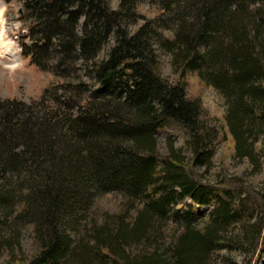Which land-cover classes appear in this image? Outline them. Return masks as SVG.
Masks as SVG:
<instances>
[{
	"label": "trees",
	"instance_id": "trees-1",
	"mask_svg": "<svg viewBox=\"0 0 264 264\" xmlns=\"http://www.w3.org/2000/svg\"><path fill=\"white\" fill-rule=\"evenodd\" d=\"M140 2L23 0V54L67 81L39 101L0 98V226L15 231L0 232V242L10 253L25 219L37 245L14 264H165L160 246L171 264H208L213 250L242 245L227 227L249 223L264 202L234 177L203 182L196 170L229 136L234 155L254 157L259 136L245 132L264 130V0H158L159 15L133 30ZM163 11L177 21L171 35ZM158 45L171 56L174 82L161 74ZM195 76L226 101L215 125L203 123L201 100L188 93ZM160 129L184 133L188 162L172 141L159 151ZM108 193L121 196V211L96 213ZM200 206L210 208L201 225ZM168 213L179 223L172 242L163 233ZM261 221L242 237L258 236Z\"/></svg>",
	"mask_w": 264,
	"mask_h": 264
},
{
	"label": "rangeland",
	"instance_id": "rangeland-1",
	"mask_svg": "<svg viewBox=\"0 0 264 264\" xmlns=\"http://www.w3.org/2000/svg\"><path fill=\"white\" fill-rule=\"evenodd\" d=\"M152 0H142L137 6L138 13L143 17L138 22L131 24V28L134 30L144 20L155 19L159 15L160 8L158 0H154L155 4H151ZM114 2V1H113ZM116 3V2H115ZM23 0H10L8 3L5 0H0V12L2 13L0 19V52L6 47L13 48L16 52V56L7 55V52L0 54V98H7L9 100H21L27 103L39 101L48 89L52 88V85L67 81L63 77H55L50 71L42 70L38 65H34L30 61V57L23 55L22 47L19 43V36L25 33V25L19 20L20 8L22 7ZM155 5L158 7L156 8ZM172 11L162 12V18L165 19L166 31L165 33L171 35V32L175 27L177 21L173 20ZM170 15V16H169ZM161 18V17H160ZM82 18L78 25V30L81 29ZM27 35V42L30 40ZM158 38V37H156ZM158 40H160L158 38ZM157 42V40H155ZM154 41V42H155ZM107 43V47H102L97 56L103 57L108 47L111 45ZM157 48V53L160 60L161 74L164 78L170 82H174L177 79V73L172 67L170 54L162 48L160 45ZM100 57V58H101ZM16 60V61H15ZM78 68L81 70L83 79H89L87 72L85 71V64L80 59V56L75 59ZM54 63V61H53ZM91 63V62H89ZM10 65L11 67H9ZM195 82L188 84V93L193 98H199L201 101L202 116L201 120L207 126H212L218 123L226 112V101L224 97L213 87L201 85L197 76H195ZM88 93L84 94V98H87ZM49 104L52 102L54 96L49 94L46 96ZM85 102V101H83ZM77 114V111H74ZM248 128V127H246ZM247 137L254 138L259 136L256 142L253 144L254 157L244 156L242 158L234 155L233 138L229 136L226 140H218L215 143V152L211 159L210 165L197 166L196 170L199 174V180L203 182H216L222 178L223 175L228 177H234L238 181L244 183L248 191L254 192L257 195L256 202L264 201V130L259 127L252 128V131L245 132ZM159 138V151L165 152L169 146V142H174L175 148H181L184 162H188V158L191 156V146L184 140V133L182 131H175L173 129H163L157 131ZM251 141V139H249ZM246 191V193L248 192ZM99 202V203H97ZM96 213L100 214L104 211L109 213L120 212V208L123 200L121 196L116 193H108L101 196L97 200ZM96 206V205H95ZM174 206L173 208H176ZM210 208L206 206H200L197 208L199 225L207 221ZM4 212L0 211V218L4 217ZM172 214L168 213L167 221L165 224V242H172L173 239L179 234V223L175 222L171 217ZM262 220L264 223V202L255 205L254 217L249 223H234L227 227L228 239H242L241 246L235 248H221L213 250L210 254L208 264H264V224L261 227V233L257 236H252L248 233L247 236L242 237L245 230H249L250 224L258 220ZM8 220H10L8 218ZM2 222V221H0ZM3 222H7L5 219ZM261 226V225H260ZM12 226H0L1 235L5 238L10 236L14 237L11 230ZM19 243L17 241L12 247L10 253L7 252V247L4 243L0 242V264H14L16 261H25L28 258H32L37 251V245L35 239L32 236L31 228L28 222L24 219L21 224H18ZM224 228V227H223ZM83 232V229H81ZM77 231L75 232V234ZM88 232L83 235L86 236ZM90 234V233H89ZM88 236V235H87ZM253 237V238H251ZM86 238H84L85 241ZM251 239H253L251 241ZM253 242V243H252ZM257 245L255 246L254 244ZM254 246L256 248L254 250ZM159 253L164 260L163 263H169L170 253L168 249L160 246ZM165 258V259H164Z\"/></svg>",
	"mask_w": 264,
	"mask_h": 264
},
{
	"label": "bare ground",
	"instance_id": "bare-ground-1",
	"mask_svg": "<svg viewBox=\"0 0 264 264\" xmlns=\"http://www.w3.org/2000/svg\"><path fill=\"white\" fill-rule=\"evenodd\" d=\"M1 16H2V13L0 12V19H1ZM5 50L7 52V55H10L13 57L17 55V52L13 48H9V47H6L5 49L1 50L0 54H3L5 52ZM8 66L11 67L10 65H8Z\"/></svg>",
	"mask_w": 264,
	"mask_h": 264
}]
</instances>
